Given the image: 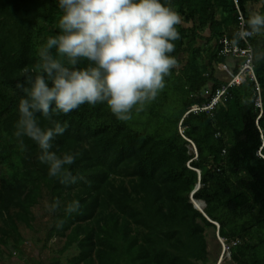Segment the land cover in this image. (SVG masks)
Returning a JSON list of instances; mask_svg holds the SVG:
<instances>
[{
    "label": "trees",
    "instance_id": "1",
    "mask_svg": "<svg viewBox=\"0 0 264 264\" xmlns=\"http://www.w3.org/2000/svg\"><path fill=\"white\" fill-rule=\"evenodd\" d=\"M235 1L171 0L182 22L171 54L178 67L161 92L163 102L166 92L175 99L167 115L154 116L162 106L156 99L128 122L106 103L53 116L68 128L52 150L79 152L69 168L85 178L65 186L48 176L34 141L25 137L21 150L14 136L25 95L17 84L25 69L35 76L40 48L60 33L62 10L58 0H0V247L21 251L19 228L33 231V209L43 199H78L79 214L47 211L42 247L61 242L48 264H208L207 231L217 232L232 264H264V61L253 62L260 117L249 79L231 87L210 115L189 113L226 83L215 69L223 61L220 40L231 38L239 15L264 14V0ZM250 44L264 49V36ZM191 194L218 228L193 208Z\"/></svg>",
    "mask_w": 264,
    "mask_h": 264
},
{
    "label": "clouds",
    "instance_id": "2",
    "mask_svg": "<svg viewBox=\"0 0 264 264\" xmlns=\"http://www.w3.org/2000/svg\"><path fill=\"white\" fill-rule=\"evenodd\" d=\"M58 7L60 33L40 48L35 76L25 69L24 83L17 84L25 95L19 100L14 136L21 150L25 137L34 141L48 176L68 186L85 179L69 168L80 153L52 150L54 139L68 128L53 116L67 115L85 103H106L119 121H131L134 112L158 98L166 77L178 67L171 54L180 39L182 17L171 0H58ZM258 36H264V14L255 12L241 17L228 46L238 50L241 42ZM246 57L248 63L264 61V49L249 45ZM81 61L86 65L79 66ZM39 116L51 126L42 127ZM45 207L49 213L63 209L68 217L81 213L82 205L78 199L56 198ZM64 222L58 219L56 227Z\"/></svg>",
    "mask_w": 264,
    "mask_h": 264
},
{
    "label": "rangeland",
    "instance_id": "3",
    "mask_svg": "<svg viewBox=\"0 0 264 264\" xmlns=\"http://www.w3.org/2000/svg\"><path fill=\"white\" fill-rule=\"evenodd\" d=\"M258 7H254L257 10ZM184 25V24H183ZM220 76V73L218 74ZM164 102L162 101L161 93L159 94L157 100L162 102V106H158L157 113L154 116L163 117L167 115V111H172L173 104H175L174 97L166 92ZM145 122V121H144ZM142 122V123H144ZM154 130V128H152ZM182 132V131H179ZM47 204L46 199H43L34 209L33 214L35 221L33 223V231L26 229L21 226L20 233L23 237V243L21 246V253H17L16 262L15 258L13 260H5L4 262L0 260V264H48V261L52 255L51 251L58 249L61 246V242L53 240L43 248L42 243L44 238V233L46 225L48 223V212L45 207ZM206 241H207V251L209 254V263L208 264H217L220 260V264H232L230 262L229 253L225 245L220 244L219 240L210 232H206ZM70 251L69 254H71Z\"/></svg>",
    "mask_w": 264,
    "mask_h": 264
},
{
    "label": "built area",
    "instance_id": "4",
    "mask_svg": "<svg viewBox=\"0 0 264 264\" xmlns=\"http://www.w3.org/2000/svg\"><path fill=\"white\" fill-rule=\"evenodd\" d=\"M236 3V1L234 0ZM241 15H239V26L241 23ZM222 46L219 55L222 58L223 61L218 62L215 66L216 72L220 76L224 78V81L226 82L225 85L218 88L213 96L211 97L208 104L203 105L201 107L193 106L190 110V112L193 113H199V112H205L206 114L210 115L211 112L220 104L223 103L225 100L228 90L231 87L239 86L241 83H243L245 80L249 79L254 83L257 98L255 101V106L259 109V117L262 113V105H261V99H260V88L256 81L254 70H253V63L247 62L246 57V48L251 45L250 39L248 41V44H245L241 42L239 49L234 50L231 49L228 46V40L221 39L219 42ZM233 61V62H232ZM236 70V72H233V70ZM227 251L228 248L226 247Z\"/></svg>",
    "mask_w": 264,
    "mask_h": 264
},
{
    "label": "water",
    "instance_id": "5",
    "mask_svg": "<svg viewBox=\"0 0 264 264\" xmlns=\"http://www.w3.org/2000/svg\"><path fill=\"white\" fill-rule=\"evenodd\" d=\"M197 173H198V172H197ZM198 188H199V185H196V187H195V189H194L193 192H195ZM196 202L201 203V207L197 206V205H196ZM190 203L192 204V206H193V208H194L195 210H197L198 212H200V213L205 217V215H204L203 212H202L203 208L205 207V204H204L203 202L193 200V199H192V194H191V195H190ZM205 218H206V217H205ZM206 220H207L210 224H212V225H214V226H216V227L218 228L217 224L211 222V221H210L209 219H207V218H206ZM216 237H217V239L219 240L220 244L223 245V242H222L221 239L218 237L217 232H216ZM220 263H221V260H220L217 264H220Z\"/></svg>",
    "mask_w": 264,
    "mask_h": 264
},
{
    "label": "crops",
    "instance_id": "6",
    "mask_svg": "<svg viewBox=\"0 0 264 264\" xmlns=\"http://www.w3.org/2000/svg\"><path fill=\"white\" fill-rule=\"evenodd\" d=\"M233 62V61H232ZM19 231H20V229H19ZM21 234V233H20ZM22 236V235H21ZM23 238V237H22ZM19 253H21V251L19 252ZM18 253V254H19ZM10 253H8L7 251H5L2 247H0V260L1 261H5V260H13L15 257H17V254L15 255V254H11V255H9ZM13 258V259H12ZM16 259L17 258H15V261H14V263L16 262Z\"/></svg>",
    "mask_w": 264,
    "mask_h": 264
},
{
    "label": "bare ground",
    "instance_id": "7",
    "mask_svg": "<svg viewBox=\"0 0 264 264\" xmlns=\"http://www.w3.org/2000/svg\"><path fill=\"white\" fill-rule=\"evenodd\" d=\"M196 205L199 206V207H201V203L196 202Z\"/></svg>",
    "mask_w": 264,
    "mask_h": 264
}]
</instances>
